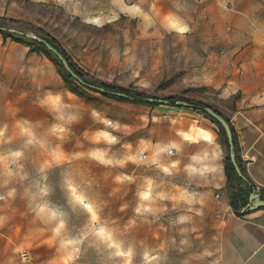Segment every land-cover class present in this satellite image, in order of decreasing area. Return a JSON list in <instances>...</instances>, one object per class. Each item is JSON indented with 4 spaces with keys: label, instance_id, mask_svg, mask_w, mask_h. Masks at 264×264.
Segmentation results:
<instances>
[{
    "label": "rangeland",
    "instance_id": "1",
    "mask_svg": "<svg viewBox=\"0 0 264 264\" xmlns=\"http://www.w3.org/2000/svg\"><path fill=\"white\" fill-rule=\"evenodd\" d=\"M0 29V264H214L230 213L216 125L65 83L15 36L54 40L96 85L226 117V79L264 54V0H0Z\"/></svg>",
    "mask_w": 264,
    "mask_h": 264
},
{
    "label": "crops",
    "instance_id": "2",
    "mask_svg": "<svg viewBox=\"0 0 264 264\" xmlns=\"http://www.w3.org/2000/svg\"><path fill=\"white\" fill-rule=\"evenodd\" d=\"M220 97L232 106L226 118L236 133L245 173L254 191L264 196V54L234 69ZM229 209L214 264H264V208L239 216Z\"/></svg>",
    "mask_w": 264,
    "mask_h": 264
},
{
    "label": "trees",
    "instance_id": "3",
    "mask_svg": "<svg viewBox=\"0 0 264 264\" xmlns=\"http://www.w3.org/2000/svg\"><path fill=\"white\" fill-rule=\"evenodd\" d=\"M0 33L3 35V37H8V36H13V34H11L10 32L6 31V30H1L0 29ZM16 39L24 41L27 40L30 44H31V49L32 51H38L42 54H44L45 56H47L50 59H54L56 65L58 66V68L60 69V73L62 76V79L64 80L65 83H76L79 87L81 88H85L82 85H80L77 81H75L74 79H72L63 69L62 66L59 64V62L53 57V55L47 51V49L39 42L31 39V38H27L25 35H16L15 36ZM39 37V36H38ZM42 38V37H40ZM44 40H46L50 45H52L53 47H55L68 61L70 67L72 68V70L86 83L89 84H93L96 85L94 83L89 82L86 77L84 76V74L79 71L74 64L71 62V60L67 57L66 53L62 50V48L52 39H47V38H42ZM99 87L104 88L105 90H110V91H114V92H122L125 93L126 95L132 96V97H145L141 94L138 93H133L131 91H129L128 89H124V88H116L113 86H109V85H96ZM88 89V88H85ZM90 90V89H88ZM72 91L75 93L77 90L76 88H72ZM104 97L110 98V99H115V100H119V101H128V102H132V103H139V104H143V105H147V106H154L156 104H152V103H145V102H135V101H130L127 99H123V98H119V97H115V96H110L107 94H100ZM167 100L169 101V105L170 106H174L176 101H183L181 99L178 98H173V97H169L167 98ZM194 109L197 110H201L203 113H205L206 117L213 123L216 125L217 130L219 135L223 138L224 144L228 149V144H227V140L225 137V133L223 128L220 126L219 123H217L215 120H213L205 111H203L204 106L201 104H194L193 105ZM215 112H217L218 114H220L229 124V127L231 129L232 132V141H233V151H234V155H235V160L236 163L238 165V167L240 168L242 174L246 177L247 181L242 180L235 172L234 167L229 159V151L227 156L224 159L223 162V170H224V175H225V189L227 191V195H228V204L230 206V208L232 209V211L236 214V215H241V209L247 204L248 202V198H249V194L254 191V186L251 182V180L247 177L245 170L243 168L242 165V161L239 157V146H238V141H237V137H236V133L234 131L233 126L230 124L229 119L226 118L224 115H222L221 113H219L217 110L213 109ZM260 198L262 200H264V196L261 194Z\"/></svg>",
    "mask_w": 264,
    "mask_h": 264
},
{
    "label": "water",
    "instance_id": "4",
    "mask_svg": "<svg viewBox=\"0 0 264 264\" xmlns=\"http://www.w3.org/2000/svg\"><path fill=\"white\" fill-rule=\"evenodd\" d=\"M21 35H25L28 38H31L39 43H41L46 49L47 51H49L53 57L59 62V64L62 66V69L75 81H77L80 85H82L85 88H88L92 91H95L97 93L100 94H107L110 96H115V97H119V98H123V99H127L130 101H135V102H145V103H152V104H157V105H169V101L167 99H158V98H153V97H132L129 95H126L125 93L122 92H114V91H110V90H105L102 87L93 85V84H89L84 82L70 67L67 59L52 45H50L46 40L36 36V35H31V34H22L19 33ZM175 106L177 107H185V108H189V107H193L192 104L186 102V101H176ZM203 111H205L213 120H215L217 123L220 124V126L223 128L224 133H225V137L227 140V144H228V151H229V159L234 167V170L236 172V174L244 181H247L246 177L242 174L240 168L238 167L236 160H235V155H234V151H233V141H232V132L231 129L229 127L228 122L217 112H215L213 109L209 108V107H204ZM257 208H264V200H262L260 198V194L252 191L249 194V198H248V202L247 204L241 209V212H247V211H252L255 210Z\"/></svg>",
    "mask_w": 264,
    "mask_h": 264
},
{
    "label": "clouds",
    "instance_id": "5",
    "mask_svg": "<svg viewBox=\"0 0 264 264\" xmlns=\"http://www.w3.org/2000/svg\"><path fill=\"white\" fill-rule=\"evenodd\" d=\"M179 30H180L181 32H183V31H187V29H186L185 27H181ZM22 131H25V130L22 129ZM160 151H166V149H160ZM11 156H12V158H18V157L21 156V153H20L19 151H16V152L12 153ZM4 158H5V157H0V159H4ZM153 162L155 163V161H153ZM163 171L167 173V172L169 171V168H168V167H163ZM12 174H13V173H12L10 170L7 172V175H9V176H11ZM189 175H191V172H189ZM5 183H7V181H5ZM43 192H44V190L41 189V194H43ZM13 193H14V190H9V191L7 192V196H8V197H11V196H13ZM142 196H143V198H144L145 200L148 199V194H147V192L143 193ZM188 203H189V204L192 203V200H191L190 198H189V200H188ZM146 210L151 211L152 209H146ZM39 211L43 212V211H45V209H44L43 207H41V208L39 209ZM51 214H52V215H55V213H51ZM188 219H189V217H187V216H182V217H180V220H181L182 222L187 221ZM61 226H62V225H61Z\"/></svg>",
    "mask_w": 264,
    "mask_h": 264
},
{
    "label": "bare ground",
    "instance_id": "6",
    "mask_svg": "<svg viewBox=\"0 0 264 264\" xmlns=\"http://www.w3.org/2000/svg\"><path fill=\"white\" fill-rule=\"evenodd\" d=\"M185 137L188 139H196L198 137L203 138V139H209L210 138V134L209 132L201 127H196L195 129L191 130L188 133H185Z\"/></svg>",
    "mask_w": 264,
    "mask_h": 264
},
{
    "label": "built area",
    "instance_id": "7",
    "mask_svg": "<svg viewBox=\"0 0 264 264\" xmlns=\"http://www.w3.org/2000/svg\"><path fill=\"white\" fill-rule=\"evenodd\" d=\"M142 157H144V156H142ZM142 157H141V158H142ZM26 256H27L26 252H22V253H21V258H22V259H25Z\"/></svg>",
    "mask_w": 264,
    "mask_h": 264
}]
</instances>
